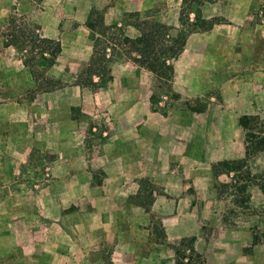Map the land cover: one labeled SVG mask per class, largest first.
<instances>
[{
	"label": "crops",
	"instance_id": "crops-1",
	"mask_svg": "<svg viewBox=\"0 0 264 264\" xmlns=\"http://www.w3.org/2000/svg\"><path fill=\"white\" fill-rule=\"evenodd\" d=\"M149 1L115 0L103 12V21L130 38L141 35V21L148 18L178 26L171 14L153 15ZM88 17L89 12L69 21L71 44H66L68 23H62L61 17L43 25V36L62 45L50 70L66 66L78 70L89 64L95 40ZM135 17L140 21H132ZM226 29L212 26L187 33L182 51L167 60L173 65L171 94L157 91L156 73L115 41L106 51L108 75L94 74L90 84H64L43 93L42 104L59 110L57 118L50 117L58 126L44 129L60 130L64 175L79 178L97 172L104 180L95 189H81L83 184L75 181L72 188L96 190L98 197L85 198V204L80 199L78 204L90 205V211L82 208V214L75 216L73 238L61 212L48 215L35 230V219L28 213L21 215L20 222L13 221L20 216L17 212L2 219L0 202V259L3 253L10 256L0 264H103L94 257L88 260L87 255L96 254L114 259L120 255L122 262L114 264H176L174 246L191 236L196 237L194 245L204 264H264V245L253 242L254 219L251 224L242 220L224 224L221 215L219 228L204 232V224L212 225L220 206L214 165L246 156L248 129L239 123L240 116L255 115L264 121V59L257 63L228 57V44L221 37ZM178 32L175 27L172 36ZM73 129L74 140L68 135ZM253 131L264 135V128ZM246 162L252 174L264 169V148ZM3 164L0 148V189ZM230 173L222 172L219 178L228 182ZM142 179L166 187L164 194L154 193L150 210L132 195L140 189H131V182L141 184ZM253 191L252 204L264 202V192ZM38 253L45 257L38 259Z\"/></svg>",
	"mask_w": 264,
	"mask_h": 264
},
{
	"label": "rangeland",
	"instance_id": "rangeland-1",
	"mask_svg": "<svg viewBox=\"0 0 264 264\" xmlns=\"http://www.w3.org/2000/svg\"><path fill=\"white\" fill-rule=\"evenodd\" d=\"M113 1L115 0H0V139L3 143L0 148L4 159L2 166L4 173L1 179L3 189H0L2 219L8 220L10 215L17 212L20 216L13 221L20 222L21 215L28 213L34 217V229L37 230L41 228L48 215H58L61 212L67 216L66 226L73 238L75 216L82 214V208H87L85 213L90 211V205L81 207L78 204L80 199L84 198L85 204V198L98 197L96 190L78 191L72 187L77 181L83 184L81 189H95L96 184L104 180L101 174L89 172L84 177L76 178L62 172L60 130L44 129L47 126H58V121L50 120V117L57 118L59 110L55 108L51 111L42 104V101H45L44 92L57 89L64 84H90L94 74L88 70V64L80 66L78 70L69 66L50 70L56 64L57 58L51 66H45L48 60H43L41 56L42 44L38 37H44L42 28L50 18L61 17L62 23H68L66 44H71L69 35L72 28L69 27L72 26L69 21H75L76 16L82 17L89 12L88 19L93 21L96 27L92 33L105 29V33L101 32L98 37L100 49L105 47L107 51V46L112 45L110 42L115 41L128 56L135 59L138 53L131 43L124 44L123 37L120 36L122 31L107 26L103 21V12ZM199 1L150 0L147 3L153 15L159 12L162 16L171 14L172 21L174 18L178 19V26H175L174 22H158L154 18L141 21L142 27L153 25L159 30L158 51L161 59L173 58L169 57L168 47L177 36H172L175 27H178L179 31H186L212 26L227 27L221 31V37H224L228 44V57L232 59L241 57L250 62L255 59L257 63L258 58L264 59V0ZM134 14L136 13H132ZM132 21L140 20L135 17ZM47 57H50L48 52ZM156 89L160 93L171 94L170 81L165 77H158ZM61 112L64 111L61 109ZM254 128L257 131L263 130L264 121L257 119ZM253 133L258 136L257 141H264L263 134ZM70 134L74 140L77 131L69 130L68 135ZM227 171H231L230 179L224 182L219 178L220 173ZM214 174L220 206L215 208L217 216L212 219V225L204 224V232L210 234L214 229H218L221 215L224 224H236L242 220L245 225L251 224L248 222L254 219L250 226L253 242L264 245V202L261 201L257 205L251 202L254 189H261L264 192V169L252 174L246 160H238L229 162L228 165L215 164ZM131 189H140L132 195L141 201L143 207L150 210L154 193L164 194L162 189L166 187L164 184H156L151 179H142L141 184L132 181ZM189 189L194 187L190 186ZM257 199L259 201V198ZM134 212L137 210H132V213ZM122 214L124 212H120V215ZM20 224L23 222L19 223V228H23ZM2 255H4V258L0 259L2 262L5 258H10L7 253ZM20 256L18 259L25 261ZM42 256L45 257L43 254H36L38 259ZM114 256L115 259L106 254L87 255L88 260L94 257L103 264L110 261L113 264L122 262L120 255H118L120 258Z\"/></svg>",
	"mask_w": 264,
	"mask_h": 264
},
{
	"label": "trees",
	"instance_id": "trees-1",
	"mask_svg": "<svg viewBox=\"0 0 264 264\" xmlns=\"http://www.w3.org/2000/svg\"><path fill=\"white\" fill-rule=\"evenodd\" d=\"M198 2H200L198 0ZM155 24V23H154ZM213 24H209L210 27ZM89 25L93 30H96L93 21H89ZM159 30L155 29V26L151 25L148 27H143L141 30V35L136 38H130L127 36L123 37L125 43H131L133 49L139 54L135 57L136 61L140 62L141 65L154 71L159 78H167V80L172 79L173 75V65L167 62V57L161 59V55L158 51V36ZM190 29L186 31H179L177 36L172 39V44L168 47L169 57H176L183 49L187 33ZM99 33L104 32L105 29L102 28ZM41 41V56L48 60L45 66H51L59 53L61 52V44L58 39L48 38V37H38ZM93 38L95 40V50L92 58L88 64V70L92 74L108 75L110 73V68L108 66V58L106 55V49H100V39L93 33ZM109 46V45H108ZM107 46V47H108ZM47 52L50 57H47ZM164 53V52H163ZM43 64V63H42ZM258 116L255 115H242L239 118V123L244 126L247 130V146H246V156L243 161L247 160L257 150L264 148V141H257V135L253 133L254 123L257 121ZM224 164H229V162H220ZM218 163V164H220ZM195 236L184 237L180 240L178 244L174 246L176 255V264H204L202 254L198 252L195 248Z\"/></svg>",
	"mask_w": 264,
	"mask_h": 264
},
{
	"label": "built area",
	"instance_id": "built-area-1",
	"mask_svg": "<svg viewBox=\"0 0 264 264\" xmlns=\"http://www.w3.org/2000/svg\"><path fill=\"white\" fill-rule=\"evenodd\" d=\"M163 98H164V99H166V98H167V96H164Z\"/></svg>",
	"mask_w": 264,
	"mask_h": 264
}]
</instances>
